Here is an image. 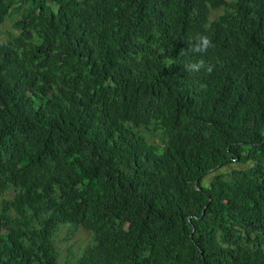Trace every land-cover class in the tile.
<instances>
[{
	"label": "trees",
	"instance_id": "trees-1",
	"mask_svg": "<svg viewBox=\"0 0 264 264\" xmlns=\"http://www.w3.org/2000/svg\"><path fill=\"white\" fill-rule=\"evenodd\" d=\"M0 264H264V0H0Z\"/></svg>",
	"mask_w": 264,
	"mask_h": 264
},
{
	"label": "rangeland",
	"instance_id": "rangeland-1",
	"mask_svg": "<svg viewBox=\"0 0 264 264\" xmlns=\"http://www.w3.org/2000/svg\"><path fill=\"white\" fill-rule=\"evenodd\" d=\"M9 27V23L5 22L2 26V31L4 32ZM87 235L82 230H77L73 235L70 236V234L66 233V230L63 228V230L57 234L56 241L58 245L62 246L64 250L67 249L68 246L75 243V239L78 241H85L87 238Z\"/></svg>",
	"mask_w": 264,
	"mask_h": 264
},
{
	"label": "clouds",
	"instance_id": "clouds-1",
	"mask_svg": "<svg viewBox=\"0 0 264 264\" xmlns=\"http://www.w3.org/2000/svg\"><path fill=\"white\" fill-rule=\"evenodd\" d=\"M211 46H213L212 41L207 36H200L193 51L197 53H204ZM201 68H204L207 72H211L213 70L212 66H205L202 60L186 65V70L188 71H199Z\"/></svg>",
	"mask_w": 264,
	"mask_h": 264
}]
</instances>
